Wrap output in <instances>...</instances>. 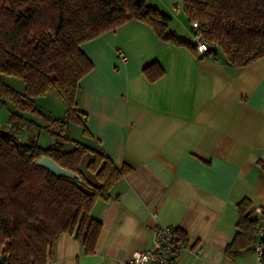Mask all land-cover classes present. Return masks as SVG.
Returning a JSON list of instances; mask_svg holds the SVG:
<instances>
[{
  "label": "crops",
  "instance_id": "1",
  "mask_svg": "<svg viewBox=\"0 0 264 264\" xmlns=\"http://www.w3.org/2000/svg\"><path fill=\"white\" fill-rule=\"evenodd\" d=\"M81 49L93 68L76 94L88 130L76 122L77 142L131 170L91 210L102 223L95 252L84 254L73 235L62 234L47 264H127L133 252L153 246L156 223L187 239L188 250L173 264H260L254 250L231 259L225 248L236 233L237 204L247 198L254 209L264 207V57L233 67L220 49L201 56L161 41L138 20ZM155 61L164 74L151 82L143 68ZM56 94L40 99L54 102ZM53 111L46 114L61 117ZM20 114L24 122L8 121L0 131L28 147L38 129Z\"/></svg>",
  "mask_w": 264,
  "mask_h": 264
},
{
  "label": "trees",
  "instance_id": "2",
  "mask_svg": "<svg viewBox=\"0 0 264 264\" xmlns=\"http://www.w3.org/2000/svg\"><path fill=\"white\" fill-rule=\"evenodd\" d=\"M181 5L191 28L197 23L205 42L215 45L201 56L220 49L233 67L264 57V0H181ZM130 20L148 24L161 41L197 54L194 42L170 29L171 17L147 0H0V99L12 101L19 111L11 113L13 126L25 121L20 112H29L43 122L30 119L29 125L45 128L53 137L47 148L36 143L25 147L0 131V264H47L62 234L73 235L84 254L95 252L102 223L91 210L98 200L111 197V189L131 167H118L104 151L73 140L68 124L74 120L88 133L77 115L76 94L93 63L81 45ZM143 72L153 82L164 69L155 61ZM2 75L22 80L24 91L4 84ZM50 90L66 107L62 118L42 112L35 103ZM42 155L79 173L84 183L36 165ZM254 210L247 198L237 204L236 233L225 248L227 257L254 250L255 232L264 220L252 217Z\"/></svg>",
  "mask_w": 264,
  "mask_h": 264
},
{
  "label": "rangeland",
  "instance_id": "3",
  "mask_svg": "<svg viewBox=\"0 0 264 264\" xmlns=\"http://www.w3.org/2000/svg\"><path fill=\"white\" fill-rule=\"evenodd\" d=\"M147 3L150 6L155 7L159 11L168 14L172 17V20L170 22V28L173 32H175L177 36L183 39L190 38L192 36L190 22L183 10L182 5L180 4L181 2L176 3L175 0H147ZM1 80L4 84L10 86L11 88H13L18 92H23L24 90V83L19 78L2 75ZM53 95H55L54 92ZM40 97L42 96H39L37 97L38 99L35 98L36 100L35 99L34 100L36 101V105L42 106L44 113H47L48 110L53 108V110L55 111H53L54 113L52 114L60 113L62 114L60 118L65 116L66 107L62 102L61 98L58 96V94H56L57 99L54 102H52V100L49 98L40 99ZM46 101L50 102L51 104L45 103ZM15 109L17 110V107L12 101L8 99H4V100L0 99V129L1 130L7 128V122L9 121L12 111ZM64 109L65 111H63ZM25 113L28 117L32 116L31 113L29 112H25ZM32 118L35 119L34 116H32ZM35 120L36 122L43 123L40 119L36 118ZM77 129H81L80 126L74 120H71L68 124V133L71 136V138L75 141H77L75 137L77 134ZM36 132L37 133H35L30 140L26 141L28 142V145L35 144L37 141L36 138H38L39 136H40L39 142L41 145H46V144L50 145L51 143H53V137L51 136L50 132L47 129L45 128H43L42 130L38 129ZM65 146L71 147L72 145L66 143ZM87 161H88V157H85L83 162L81 163L82 170H86L85 165Z\"/></svg>",
  "mask_w": 264,
  "mask_h": 264
},
{
  "label": "built area",
  "instance_id": "4",
  "mask_svg": "<svg viewBox=\"0 0 264 264\" xmlns=\"http://www.w3.org/2000/svg\"><path fill=\"white\" fill-rule=\"evenodd\" d=\"M191 33L198 54H204L215 45L207 44L199 30L197 23H192ZM120 57L125 60V55L120 52ZM255 212L264 218V209L258 207ZM152 247L135 251L131 254L127 264H173L176 257L188 250L187 239L181 238L179 229L175 226L154 224L151 229ZM264 220L255 232L254 251L260 263L262 252H264Z\"/></svg>",
  "mask_w": 264,
  "mask_h": 264
},
{
  "label": "water",
  "instance_id": "5",
  "mask_svg": "<svg viewBox=\"0 0 264 264\" xmlns=\"http://www.w3.org/2000/svg\"><path fill=\"white\" fill-rule=\"evenodd\" d=\"M176 3H180L181 0H175ZM35 164L38 166H42L45 169H47L49 172L57 175V176H62V177H67L70 179H75L79 183H84L82 177L79 175V173L65 168L58 164L53 158L47 156V155H42L40 156L36 161Z\"/></svg>",
  "mask_w": 264,
  "mask_h": 264
}]
</instances>
